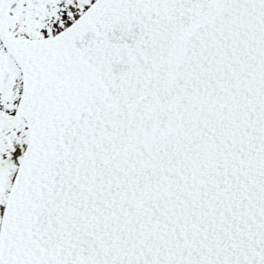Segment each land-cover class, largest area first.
I'll use <instances>...</instances> for the list:
<instances>
[{
	"label": "snow or ice",
	"instance_id": "6c2138e0",
	"mask_svg": "<svg viewBox=\"0 0 264 264\" xmlns=\"http://www.w3.org/2000/svg\"><path fill=\"white\" fill-rule=\"evenodd\" d=\"M0 264H264V0H0Z\"/></svg>",
	"mask_w": 264,
	"mask_h": 264
}]
</instances>
